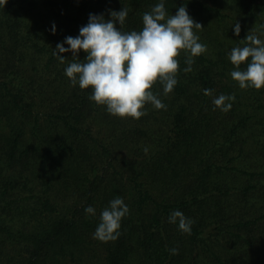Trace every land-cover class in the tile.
<instances>
[{
	"label": "trees",
	"instance_id": "obj_1",
	"mask_svg": "<svg viewBox=\"0 0 264 264\" xmlns=\"http://www.w3.org/2000/svg\"><path fill=\"white\" fill-rule=\"evenodd\" d=\"M158 2L0 3V264H264V87L240 89L228 59L248 31L264 39V0H165L173 15L186 5L207 50L190 72L181 50L173 91L152 87L166 108L139 119L91 101L64 73L71 53L53 55L90 13L127 8L121 30L139 31ZM221 93L235 96L227 112L212 103ZM117 195L129 208L119 237L94 239ZM176 209L190 234L168 222Z\"/></svg>",
	"mask_w": 264,
	"mask_h": 264
},
{
	"label": "clouds",
	"instance_id": "obj_2",
	"mask_svg": "<svg viewBox=\"0 0 264 264\" xmlns=\"http://www.w3.org/2000/svg\"><path fill=\"white\" fill-rule=\"evenodd\" d=\"M0 3L6 4L7 0H0ZM128 14V9L123 7L119 11L109 10L108 19L103 14L90 13L79 34L58 42L53 55L63 63L67 58L61 54L71 53L72 59L64 73L72 86L90 90L88 98L91 101L104 106L113 116L139 119L145 115L146 104L150 103L155 109L166 108L152 87L159 82L164 95L173 91L178 82L177 73L181 70L177 59L181 50L186 54L187 65L182 71L190 72L194 58L205 53L207 45L200 42L194 31L202 29L201 24L189 15L184 4L177 7L173 15L165 8V0H159L143 14V27L139 31L121 30ZM232 30L239 36V22H235ZM51 31L55 33L54 23ZM243 40L246 41L243 46L233 47L228 53L233 65L230 76L240 89L259 90L264 87V39L250 30ZM80 51L86 53L83 60L78 58ZM242 64L245 65L243 68ZM203 93L211 96L212 90L205 88ZM234 100L233 94L221 93L213 97L212 103L227 112ZM84 211L93 216L96 214L92 205L86 206ZM128 213L124 199L115 196L101 210L93 238L104 242L116 240L120 235L121 220ZM168 222L190 234L194 220L176 209L169 214ZM169 251L175 255L179 249L173 247Z\"/></svg>",
	"mask_w": 264,
	"mask_h": 264
}]
</instances>
